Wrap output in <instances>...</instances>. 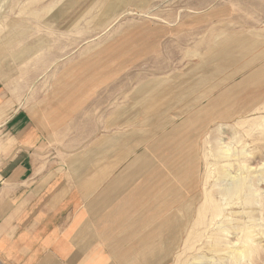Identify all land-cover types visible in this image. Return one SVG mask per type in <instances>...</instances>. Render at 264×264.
<instances>
[{
  "label": "rangeland",
  "instance_id": "rangeland-1",
  "mask_svg": "<svg viewBox=\"0 0 264 264\" xmlns=\"http://www.w3.org/2000/svg\"><path fill=\"white\" fill-rule=\"evenodd\" d=\"M261 81L264 0H0V89L33 113L58 108L55 136L187 130L185 193L171 192L117 264H264Z\"/></svg>",
  "mask_w": 264,
  "mask_h": 264
},
{
  "label": "crops",
  "instance_id": "crops-1",
  "mask_svg": "<svg viewBox=\"0 0 264 264\" xmlns=\"http://www.w3.org/2000/svg\"><path fill=\"white\" fill-rule=\"evenodd\" d=\"M229 83L221 88L234 89ZM204 106H193L188 121ZM180 107L191 108L169 106L166 113ZM54 109L19 108L0 89V264H117L134 257L123 243L138 241L139 227L170 206L171 192L185 193L180 151L186 128L168 130L159 142L153 130L94 141L59 137ZM152 120L147 115L146 122ZM73 126L70 121L63 129Z\"/></svg>",
  "mask_w": 264,
  "mask_h": 264
},
{
  "label": "bare ground",
  "instance_id": "bare-ground-1",
  "mask_svg": "<svg viewBox=\"0 0 264 264\" xmlns=\"http://www.w3.org/2000/svg\"><path fill=\"white\" fill-rule=\"evenodd\" d=\"M204 210H207V208L205 207L204 208ZM201 211V214H202V216H201V218H207V216L204 214V212L205 211ZM217 210H219V211H216V212H214L213 210H209L208 211V215H209V220H210V222H212V221H214L215 219H216V217H218V216H220L221 214H222V211H220L221 209H219V207L217 206ZM199 217H200V214H199ZM194 244V243H193ZM247 245H248V243H246V242H244L243 243V247H247ZM171 246H172V244H171ZM219 246H220V244L219 243H216L215 245H214V247L213 248H219ZM192 248V247H191ZM213 248H211V250L213 249ZM216 250V249H215ZM244 253H245V251H242V252H239V254L240 255H244ZM233 258V257H232ZM234 262V261H233ZM232 262V263H233ZM231 263V264H232Z\"/></svg>",
  "mask_w": 264,
  "mask_h": 264
}]
</instances>
